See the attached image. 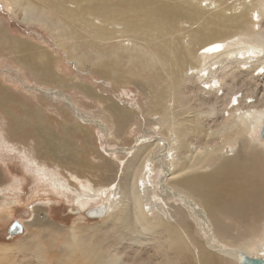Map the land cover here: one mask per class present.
<instances>
[{"label": "bare ground", "instance_id": "bare-ground-1", "mask_svg": "<svg viewBox=\"0 0 264 264\" xmlns=\"http://www.w3.org/2000/svg\"><path fill=\"white\" fill-rule=\"evenodd\" d=\"M3 1L16 17L49 32L82 74L75 81L58 75L57 53L11 36L0 22V147L22 154L24 167L61 198L72 195L68 201L79 211L104 208L91 218L106 216L112 233L104 250L75 235L68 248L88 254V264H126L129 254L152 249L162 250L168 264L238 263V251L264 255V236L255 252L235 246L264 234V80L257 82L264 74V0ZM8 64L20 70L21 91L8 82ZM244 73L248 79L239 82L246 88L236 90ZM108 84L136 89L143 105L137 110L104 94ZM26 90L38 104L29 103ZM77 93L97 113L82 109ZM42 105L71 113L62 136L49 128ZM29 106L39 117L35 127L26 123ZM89 126L110 135V145L127 142L137 128L145 133L107 153L90 146L101 163L86 167L80 156L88 153L82 145L90 144ZM15 180L0 189L9 191Z\"/></svg>", "mask_w": 264, "mask_h": 264}, {"label": "rangeland", "instance_id": "rangeland-1", "mask_svg": "<svg viewBox=\"0 0 264 264\" xmlns=\"http://www.w3.org/2000/svg\"><path fill=\"white\" fill-rule=\"evenodd\" d=\"M205 2L206 1H204L203 4H205ZM227 12L234 11L227 9ZM0 22L2 23L1 26L3 27V31L8 32L11 36L29 41L30 44L33 43L35 45L44 47L51 52L57 53L55 55L57 56V60L55 62L54 69H56L58 75L64 76L66 78L76 76L79 79L82 77L80 68H76L73 61L67 60L64 50L56 47V44L54 43L53 38L51 37L49 32H47L38 23L24 22L16 17L15 14L6 7L3 0H0ZM189 23L192 27L198 26L197 22ZM186 39H188V37ZM6 66H8V68L12 70L10 73L5 72L7 76H11L10 81L8 82L13 86L16 92H18L19 90L21 91L23 88L16 80L17 71L20 72L19 68L16 65L12 64H8ZM84 68L89 69L90 67L88 64H85ZM261 70L262 69L259 68L258 70H256V72H254V74L257 75ZM191 71L192 70H188L187 73H190ZM263 71L262 73H264ZM84 76L87 77L90 75L88 73H85ZM20 78H24V76L21 75ZM239 79L246 80L248 79V77H246L245 73L242 76H239L237 74V79L235 80L236 90L240 88H246V85L243 86L241 82H239ZM73 80L75 81V77H73ZM263 80L264 74L260 76L257 82H262ZM86 81L87 83H92L89 79H86ZM254 82L255 81H248L247 87H251V84L254 87H257ZM25 83L28 87L38 86L37 84L29 82L27 79H25ZM197 86L206 87L207 85L198 80ZM97 87L100 89V86ZM107 87V91L103 90V86H101L100 90L104 94L113 95L114 98L117 99V101L124 103L123 105H128L137 110H139V107L143 105V96L136 89L128 88L126 90L118 91V89H111L110 84H108ZM190 87L192 89L194 88L192 87V85H190ZM223 88V90H226V85H223ZM260 89L261 85L259 84V95L257 94V97L262 93L261 91H259ZM223 90L221 89L218 92V95H221V93H223ZM26 91H28L25 94L29 103L32 105L38 104V95L35 96L30 92V90ZM200 94H202L201 97H205L204 99H207L209 101L213 96L211 94H208L207 92H201ZM75 97L79 105H82V109L89 111L90 113L91 111H95V113H97L96 110H91L92 105H96L95 103H92L87 99L81 97V94L79 93H77V96ZM250 99L252 98L249 97L247 100ZM222 102L227 103V99L222 100L221 103ZM193 103L196 104L197 102L194 101ZM49 105L41 106L44 111L43 117L44 119H47L46 122L50 121L48 122V124L50 125L49 128L51 130L53 129V131L56 132V134H58L59 136H62V125L68 124V122H66V119H71L72 115L71 113L59 115L54 110L56 106ZM230 106L231 104L228 105V108ZM204 107L208 109L213 106L206 104V106ZM34 108L35 107L31 108V106H29V113L27 118L30 117V120L26 122L29 126L33 127L38 125L37 121L39 118L37 117L35 119V116L32 115ZM226 112L227 111H225V115L227 114ZM17 114L20 115V112L17 111ZM67 115H69V117ZM61 117L63 120L61 119ZM211 119L212 117H210V119L208 117V121ZM29 126H27V128H30ZM141 127L142 129L149 130L144 125H142ZM87 132H89L90 134V144L88 146L82 145V147H84V150L88 151V153L82 157L80 156V160H84L80 162H85L86 167H88L89 165L87 163L88 161L92 162L95 165L101 163L100 157L99 159L97 158V154L92 148L90 149V146L95 149H99L103 153L105 149H116L118 147H121L120 145L123 144L125 146H128L129 144L132 145L136 138L139 136L138 132L140 131L137 128L131 138L126 137L128 138L127 142L125 141L121 143L116 140L111 145L108 143L110 135H106V133L101 132L100 128L96 127L94 132L91 126H89V130H87ZM140 133L143 134L145 132L141 131ZM155 136H160V134L155 133ZM253 137L257 138L255 134L253 135ZM76 139V142H79L78 145H81L82 142L80 137L77 136ZM104 153L107 152L104 151ZM112 161L115 162L114 160ZM23 163L24 160L22 158V154H20L18 151H8L7 149L0 147V184L3 186L7 185L9 182L14 181L16 178L14 187L8 189L9 191H3L2 189H0V248L7 247L9 249V253L7 255H5L4 253H0V264H88L87 261L90 260L88 258V254H82L80 252H76L77 250L74 251L73 249L68 248V246L66 245V241L70 240L69 238H72V235H75V237L78 236L77 238L80 237V239L88 237L89 241L91 239H93L94 241H99V249L104 250L108 243L112 241V233L109 227L104 222L106 216L91 218L86 214V212L78 211L79 207L76 205V203L74 204L68 201V199H72V195L69 194L68 197H66L65 195L61 198V195L56 193V189L54 190L53 187L48 186L36 173L32 171V169L25 168ZM85 166H81L82 171L86 168ZM89 172L90 171H85V174L89 175ZM98 173L100 174V172ZM93 179L96 178L94 177ZM37 218H45V220L42 223L40 221H38L37 223ZM15 220H18L23 224V232L20 234H11L10 232V226ZM261 225L263 226V222L261 223ZM194 226L197 227V225ZM108 232L110 234H108ZM262 234L263 232H261L260 236L248 240L249 244L245 243L243 240L241 243L235 246L241 247L243 249H254L255 252L256 249L254 247V243H256L258 239L264 236V234ZM37 253L41 255L43 254L42 257H38ZM164 255L165 253L162 250L158 251L157 249L143 251L137 254L131 253L126 256V264H168L164 260ZM215 257H218V255H215ZM57 261L58 263H56ZM75 261L77 262L75 263ZM229 264L238 263L235 261H233L232 263L231 260V263Z\"/></svg>", "mask_w": 264, "mask_h": 264}, {"label": "water", "instance_id": "water-1", "mask_svg": "<svg viewBox=\"0 0 264 264\" xmlns=\"http://www.w3.org/2000/svg\"><path fill=\"white\" fill-rule=\"evenodd\" d=\"M260 138L264 141V118L263 123L259 131ZM79 211V210H78ZM104 212V208H98L94 210H89L86 212V214L89 217L94 216H100ZM10 232L11 234H20L23 232V224L19 222L18 220L13 221V223L10 226ZM238 255V263L239 264H264V255H258V256H252L245 252H237Z\"/></svg>", "mask_w": 264, "mask_h": 264}]
</instances>
